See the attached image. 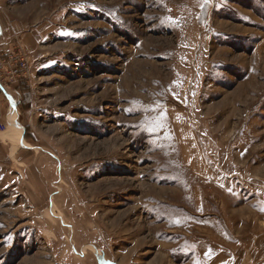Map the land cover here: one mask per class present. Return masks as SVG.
Listing matches in <instances>:
<instances>
[{"label":"rangeland","instance_id":"1","mask_svg":"<svg viewBox=\"0 0 264 264\" xmlns=\"http://www.w3.org/2000/svg\"><path fill=\"white\" fill-rule=\"evenodd\" d=\"M0 264H264V0H0Z\"/></svg>","mask_w":264,"mask_h":264},{"label":"built area","instance_id":"2","mask_svg":"<svg viewBox=\"0 0 264 264\" xmlns=\"http://www.w3.org/2000/svg\"><path fill=\"white\" fill-rule=\"evenodd\" d=\"M5 129V125L2 123L1 119H0V130Z\"/></svg>","mask_w":264,"mask_h":264},{"label":"snow or ice","instance_id":"3","mask_svg":"<svg viewBox=\"0 0 264 264\" xmlns=\"http://www.w3.org/2000/svg\"><path fill=\"white\" fill-rule=\"evenodd\" d=\"M209 3V0H204V4L207 5Z\"/></svg>","mask_w":264,"mask_h":264}]
</instances>
